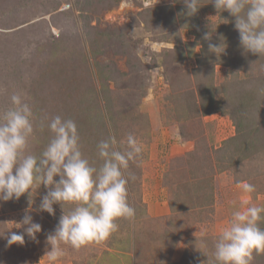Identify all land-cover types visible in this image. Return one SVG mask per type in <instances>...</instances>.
<instances>
[{
    "label": "rangeland",
    "instance_id": "1",
    "mask_svg": "<svg viewBox=\"0 0 264 264\" xmlns=\"http://www.w3.org/2000/svg\"><path fill=\"white\" fill-rule=\"evenodd\" d=\"M202 3L188 16L184 0H0V113L13 92L27 94L36 122L31 152L49 142L40 123L55 115L76 121L97 167L96 145L109 135L123 141L134 133L144 146L129 168L135 217L119 219L100 244L62 245L57 264H211L231 212L244 201L264 206V55L243 49L228 11ZM209 43L225 52L217 56ZM243 181L256 191L243 192ZM47 190L41 185L31 204L27 194L0 201V264H49L47 236L63 209L38 210ZM166 198L171 215L151 220L150 202ZM26 212L42 232L8 245L12 232H24L16 223ZM253 264H264V253Z\"/></svg>",
    "mask_w": 264,
    "mask_h": 264
},
{
    "label": "clouds",
    "instance_id": "2",
    "mask_svg": "<svg viewBox=\"0 0 264 264\" xmlns=\"http://www.w3.org/2000/svg\"><path fill=\"white\" fill-rule=\"evenodd\" d=\"M212 2L218 12L226 10L235 18L243 49L264 55V0ZM184 3L188 16L195 15L203 6L202 0H184ZM204 39L210 41L211 35L206 33ZM209 50L217 56L225 52L223 43H209ZM259 93L264 95V88ZM45 119L47 123L41 121L40 128L47 127L52 135L43 151L36 155L30 150L36 122L27 94L13 92L10 106L0 113V201L19 200L27 194L31 204L33 193L41 185L48 189L38 210L55 216L54 205L59 204L63 209L54 233L47 236L51 251L45 257L49 264H57L65 255L62 245L80 249L92 243L100 244L118 231L119 219L135 217L128 185L136 177L129 168L130 162L139 165L144 146L134 133H128L123 141L109 135L96 145L102 160L97 167L82 151L75 120L60 115ZM237 186L245 193L256 191V186L247 181L238 182ZM65 205L72 207L66 212ZM261 222H264V206L244 201L236 207L228 225L215 240L212 256L207 255L211 264H253L255 255L264 253ZM16 224L24 232H12L7 237L8 245L24 244L25 234L36 241L37 233L42 232V225L27 212ZM200 243H205L204 233Z\"/></svg>",
    "mask_w": 264,
    "mask_h": 264
},
{
    "label": "crops",
    "instance_id": "3",
    "mask_svg": "<svg viewBox=\"0 0 264 264\" xmlns=\"http://www.w3.org/2000/svg\"><path fill=\"white\" fill-rule=\"evenodd\" d=\"M187 146L184 147H180V148H175L177 156H181L185 154V150H186ZM175 155V154H174ZM173 156V155H171ZM170 156V157H171ZM171 203V198L168 200L167 198L164 201H159V202H155V203H151L149 205V209H148V217H151V220H156L158 221L159 219H166L169 217V215H171V208L169 206V204ZM167 229V228H166ZM169 230V229H168ZM136 248L135 246L131 248L130 252H126L128 260H132L134 257H136ZM133 264V263H132Z\"/></svg>",
    "mask_w": 264,
    "mask_h": 264
}]
</instances>
